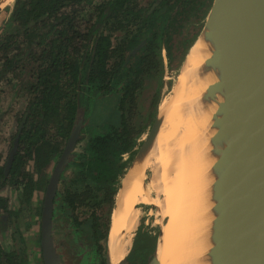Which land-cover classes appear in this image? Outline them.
<instances>
[{
  "label": "trees",
  "instance_id": "16d2710c",
  "mask_svg": "<svg viewBox=\"0 0 264 264\" xmlns=\"http://www.w3.org/2000/svg\"><path fill=\"white\" fill-rule=\"evenodd\" d=\"M106 1L107 4H98V0H15L13 9H10V22L15 31L0 37V95L3 94L6 100L0 104V211H3L4 216L7 215L11 202V197L3 194L4 190H14L22 207L30 208L34 192L46 190L49 181L45 180L46 170L51 161L56 157L60 158L64 152L78 115L82 117L83 124L89 122L95 101L115 92L113 82L118 72L116 75L114 72L120 63L112 61L114 54L118 52L113 46L112 38L124 26L118 21L115 27L112 22L118 19L125 7L126 17L133 16L137 19L139 11L129 7L133 0ZM132 22L134 25H141L138 33L132 39L129 38L131 44L135 42L147 20ZM103 28L107 34L102 31ZM151 49L150 53L139 56L140 66L135 72L130 67L128 72H120V78L117 79L123 85L120 125L113 134L96 136L92 147L95 155H70L65 170L82 164L95 172L96 175H92V178L99 184L104 182L107 188L108 184H114L117 170L107 157L109 152L106 154L104 151L109 150L112 143H120L117 149L119 156L134 150L132 135L135 131L126 117L129 111L127 104L135 102V93L141 86L137 83V78L158 67V59L151 57ZM27 69L31 73L26 85L28 97L23 103H19L20 107L14 108L16 103L11 105L14 95L6 94L3 85ZM9 97L11 98L8 99ZM10 117L13 123L8 132L11 136L8 143V138H3V128ZM17 134H20L18 149L6 175L8 157L14 148ZM84 158L87 159L86 163L82 161ZM30 162L34 163L39 176L36 181L33 172L27 170ZM82 203L79 195L72 190H65L62 195L57 191V216L54 217H59L58 212L63 210H69L73 214ZM112 205L114 208V201ZM36 212L41 215L40 210ZM60 218L73 221L69 216L61 215ZM61 224L60 222L59 225ZM94 225L92 234L97 241L103 233L99 229L100 223L95 221ZM64 243L66 242L62 240V244ZM137 244L138 240L135 246ZM0 264L28 263L17 253L9 254L0 246Z\"/></svg>",
  "mask_w": 264,
  "mask_h": 264
},
{
  "label": "rangeland",
  "instance_id": "374dc122",
  "mask_svg": "<svg viewBox=\"0 0 264 264\" xmlns=\"http://www.w3.org/2000/svg\"><path fill=\"white\" fill-rule=\"evenodd\" d=\"M152 1L137 0L135 8V11H139L137 19L133 16L126 17L123 11L119 14L118 19H114L112 22L115 27H117L118 21L124 26L114 33L112 38L113 46L118 49L112 61L120 63L114 72L115 75L118 72L113 82L116 89L113 94L95 101L89 122L84 123L80 133L81 140L76 145L73 154L84 155V157L95 155L96 152L92 147L96 136L113 134L116 127L120 125L123 85L117 79L120 78V72H128L130 67H132V72H135L140 66L139 56L150 53V48H152L151 57L158 59V67L137 78V83L141 85L140 89H137L138 92L135 93V102L127 104L129 111L127 110L126 117L132 130L135 131V134L132 135L134 150L119 156L117 149L120 143L115 145L112 143L109 150L104 151L106 154L109 152L107 157L117 170V179L113 185L108 184V188L104 182L99 184L95 181L92 178V175H96L95 172H91L90 168L82 166V164L71 166L63 172L58 192L62 195L65 190H72L79 195V201H83V203L79 204L73 214L69 210L58 212V215L69 216L74 222L70 219L68 222L55 217L54 237L57 252H61L65 248L64 255L62 252L61 254L58 252L61 264H105L109 246V231L111 234L112 220L123 188V181L147 139L161 110L162 103L173 96L178 81L185 79L183 76L187 68L188 55L203 33L206 19L216 4L215 0H169L170 4L167 7L158 8V0L152 7V9L158 8V10L155 13H150L151 11L148 10ZM13 5L5 0H0V37L15 31L10 22L12 12L10 9H13ZM143 19H146L147 23L135 42L129 43V40L138 33L141 25H134L132 21L140 23ZM104 32L108 33L105 30ZM139 45H141L139 50L131 56L132 51ZM30 76V69H27L16 78H10L11 82H4L5 93L14 95L13 102H11V105L16 103L14 108L20 107V104L27 99L26 85L30 81ZM8 95L5 96L6 99ZM3 100L2 94L0 95V104ZM14 115L15 113L12 114V116ZM12 123L13 119L10 117L7 125L3 128V138H8V143L11 140L8 132ZM149 156L151 154L137 161V169L132 179L133 186L130 192L126 191L125 199H142L139 197H153L157 201L165 199V195L155 194V188L152 189L155 176L151 165L152 157L149 159ZM82 161L86 163L87 159L84 158ZM56 162H58L57 159L47 170L46 181L53 173ZM27 170L33 172L36 181L39 176L33 162L27 165ZM45 191L34 192L30 208L22 207L14 190L5 189L3 192L4 195L11 197V202L7 215L4 216L3 211H0V246L9 254L17 253L22 259H26L28 264H43L41 215L36 210H40L42 214ZM113 201L115 202L114 208L112 207ZM155 207L157 208L142 199L140 204L137 203L126 212L129 232L128 264H149L151 257L158 250L161 235L166 230L167 223L171 218L158 214ZM55 216L57 215L55 214ZM95 221L100 223L99 229L103 233L100 234L97 241L94 240L92 234L95 229ZM60 222L61 225H59ZM103 223H105L104 226ZM62 240L66 243L62 244ZM137 240L138 246H135Z\"/></svg>",
  "mask_w": 264,
  "mask_h": 264
},
{
  "label": "bare ground",
  "instance_id": "6f19581e",
  "mask_svg": "<svg viewBox=\"0 0 264 264\" xmlns=\"http://www.w3.org/2000/svg\"><path fill=\"white\" fill-rule=\"evenodd\" d=\"M5 2L12 5L15 0ZM219 31V10L215 4L188 55L185 79L178 81L173 96L161 105L156 138L137 160L151 154L155 176L152 189L155 188V194L165 195L161 201L139 198L157 206L158 214L171 218L157 248L162 264H221L223 258V243L211 238L220 221L218 136L228 85V61ZM136 163L123 181L113 216L108 248L114 263L128 254L126 212L142 202L124 198L126 191L132 189Z\"/></svg>",
  "mask_w": 264,
  "mask_h": 264
},
{
  "label": "water",
  "instance_id": "95a60500",
  "mask_svg": "<svg viewBox=\"0 0 264 264\" xmlns=\"http://www.w3.org/2000/svg\"><path fill=\"white\" fill-rule=\"evenodd\" d=\"M215 3L219 10L220 43L228 61V85L223 95L218 136L220 221L211 238L224 245L221 264H264V0H215ZM157 124L156 117L131 168L152 146ZM83 127L79 114L45 191L41 214L43 264H61L54 237L56 194ZM19 138L10 153L6 175L12 167ZM112 255L109 247L105 264H128L127 256L114 263ZM149 264H162L158 250Z\"/></svg>",
  "mask_w": 264,
  "mask_h": 264
},
{
  "label": "flooded vegetation",
  "instance_id": "af4514ba",
  "mask_svg": "<svg viewBox=\"0 0 264 264\" xmlns=\"http://www.w3.org/2000/svg\"><path fill=\"white\" fill-rule=\"evenodd\" d=\"M158 0H153L151 3H150V5H151V7H150V9L148 10L150 13H155L157 10H158V8H161V7H163V8H165V7H167L169 4H170V1L169 0H159V2H158V8H156V9H152V7H153V5L157 2ZM169 2V3H168ZM98 4H107V1L106 0H98ZM136 5H137V0H133L132 1V3H131V5H129V7H131L134 11H135V8H136ZM126 10V7L124 8V10L123 11H125ZM153 10V11H152ZM122 11V12H123ZM136 12H138V11H136ZM137 25V24H136ZM104 29L105 28H103L102 29V31H104ZM140 46V45H139ZM138 46V47H139ZM138 47H136V48H138ZM135 50V49H134ZM133 50V51H134ZM133 51H132V53H133ZM130 54L131 56L133 55V54ZM18 135V134H17ZM16 135V136H17ZM17 137H20V134L17 136ZM63 154V153H62ZM62 156V155H61ZM61 156H60V158H61ZM10 157V156H9ZM9 157H8V159H9ZM60 158H58V157H56V158H54L52 161H51V164H52V162L54 161L55 162V160L57 159L58 161H59V159ZM8 162V161H7ZM57 163V162H56ZM50 164V165H51ZM50 165H49V167H50ZM49 167H48V169H49ZM47 169V170H48ZM47 170H46V172H47ZM52 175V174H51ZM51 177V176H50ZM50 177H49V180H50ZM48 183H49V181H48ZM48 185V184H47ZM61 217V215H59V218ZM60 220H61V218H60ZM112 222H113V220H112Z\"/></svg>",
  "mask_w": 264,
  "mask_h": 264
}]
</instances>
